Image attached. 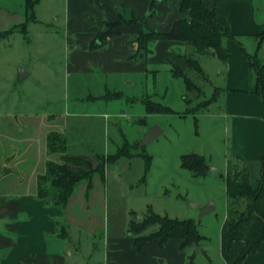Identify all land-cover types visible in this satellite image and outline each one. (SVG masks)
<instances>
[{"label": "rangeland", "instance_id": "rangeland-1", "mask_svg": "<svg viewBox=\"0 0 264 264\" xmlns=\"http://www.w3.org/2000/svg\"><path fill=\"white\" fill-rule=\"evenodd\" d=\"M35 12V20H29L25 0H0V170L9 160L6 166L24 174L20 190L28 193L44 174L47 161L61 162L60 154L48 153L50 132L64 134L68 153L84 156L94 151L114 156L128 142L125 151L131 159L120 157L108 163L104 179L95 174L89 200L87 181L82 182V197L77 190L69 215L76 228H82L79 264H114L116 253L129 259L127 248L119 245L130 241L131 222L140 221L148 208L159 216L192 220L205 237L186 253L179 254L173 246L161 255L152 249L157 264H232L220 253V228L227 217L224 164L232 159L230 121L221 112L224 91L215 90L222 79L212 74L204 82L177 68L201 87L195 97L186 93L182 78L170 73L169 57L155 44L146 60L129 59L127 50L114 46L91 57L84 55L82 40L80 45L72 41L68 22H82V16L74 13L69 0H40ZM240 42L247 53L256 54L258 39ZM257 55L264 61L263 46ZM82 58L91 72L73 70L74 60L82 62ZM195 58L208 67L206 57ZM21 70L28 74L22 81ZM109 91L123 97L92 99ZM205 102L211 103L205 107ZM150 103L148 114L144 104ZM152 126L162 133L138 147ZM185 155L204 157L205 175L195 177L183 169ZM208 203L215 210L199 219L200 209ZM154 231L156 227L145 234ZM109 240H118L117 246L112 243L111 248ZM186 254L193 256L192 263ZM247 264H264V252Z\"/></svg>", "mask_w": 264, "mask_h": 264}, {"label": "crops", "instance_id": "crops-1", "mask_svg": "<svg viewBox=\"0 0 264 264\" xmlns=\"http://www.w3.org/2000/svg\"><path fill=\"white\" fill-rule=\"evenodd\" d=\"M150 1L69 0L74 13L82 16V22L77 24L70 20L68 22V29L74 34L73 43L80 45L82 40L84 55H91V57L101 53L100 50L105 47L114 46L118 50H127L125 56L129 59L132 58L135 45H132L131 42L134 36L140 32L139 24L121 27L118 29L119 35L109 39L102 48L94 49L92 46L101 34L108 31V25L118 23L122 18L124 20L133 17L141 19L144 28L167 33L176 21L188 17L187 13L179 11L181 0H159L153 12L148 14ZM202 2L207 9L214 10L217 20L241 41L249 38L256 39L264 30L262 0H202ZM99 22H103V26L106 23L107 27L103 29V26L98 25ZM154 44L155 47L164 49L165 55L169 57L167 62L170 66V73L171 65L186 71L184 57L190 54L193 58L202 56L208 59L205 60L210 65L208 67L199 63L208 81L212 74L222 79V86L215 87V90L224 91V107L221 112L230 121L228 122L232 136L231 161H239L247 167L249 185L253 189L259 188L260 191L256 200V209L264 215V102L254 93L256 89L254 72L249 62L244 58L241 47L230 40L225 41L229 57L223 62L213 56L210 51L200 54L182 42L157 41ZM129 45H131L130 50L127 49ZM73 70L82 72V74L91 72V68L83 58L82 62L74 60ZM109 93L120 92L109 91L106 95L92 99H104ZM6 117L8 116L6 115ZM68 152L69 146L67 145V154L82 155V153ZM94 153L96 152L91 154ZM11 160L13 161V158ZM7 161L9 160L5 161V166L0 170V264H79L82 228L80 226L76 228V221L70 218L69 212L76 199L77 190L80 189L82 197V182L76 186L66 207L49 205L46 200L37 197L38 178L36 187L34 186L28 193H22L23 190L20 189L25 183L24 174L22 173V176L19 171L6 166ZM229 161L226 159L224 164V175H226ZM90 198L91 194L87 199ZM129 237V242L121 241L119 246L127 248V255H130V258L128 259L126 256L125 259H122V255L116 253L114 264H157L150 253L152 249L155 254L159 255L165 253L170 246L177 249L179 254L183 252L180 250L182 241L179 239L169 240L165 247H161L157 241H153L141 251H137L132 236ZM109 241L113 248L112 243L117 244L118 240ZM116 244L115 246H117ZM243 246L242 241L235 242L230 251L229 260L225 261H232L233 264ZM128 247L131 248V252L128 251ZM261 252H264V244L259 253L247 257L242 264L254 261ZM147 253H150V256L146 255ZM190 253L187 254L191 255ZM112 257V254H109L108 260ZM187 257L192 263L193 256ZM177 264H181V262H177Z\"/></svg>", "mask_w": 264, "mask_h": 264}, {"label": "trees", "instance_id": "trees-1", "mask_svg": "<svg viewBox=\"0 0 264 264\" xmlns=\"http://www.w3.org/2000/svg\"><path fill=\"white\" fill-rule=\"evenodd\" d=\"M27 18L35 20V8L40 0H25ZM180 13H187V18L176 21L171 30L167 33H159L148 30L142 26L141 19L131 18L121 20L118 23L108 25V31L101 34L92 48H102L109 39L119 35L118 29L123 26L139 24L140 32L132 39L131 44L135 45L132 58L146 60L152 53V44L157 41H177L188 45L197 53L204 54L211 52L219 60L225 62L229 57V50L225 41L241 47L244 58L249 62L256 82L255 94L264 102V61L259 59L257 52L264 47V30L259 34L256 54H249L240 42V38L232 35L216 18L214 10L207 9L202 0H181L179 5ZM186 72L194 73L204 82L207 77L203 72L198 60L190 55L184 57ZM174 77L183 79L186 93L195 97L200 96L201 87L182 74L177 67L171 68ZM191 95V96H192ZM122 94L109 93L105 100L120 99ZM184 100L188 103L190 99L185 95ZM152 103V102H151ZM150 103L144 104L146 113H151ZM211 102H205V107ZM159 107V105H157ZM160 108V107H159ZM163 109V108H162ZM169 111V109H165ZM130 145L125 143L122 149L114 156H106L98 153L90 156H74L67 154L65 137L58 132H51L47 135V148L50 155L60 154L61 162L47 161L44 174L38 176L37 197L46 200L47 204L66 207L72 198L76 186L84 181L88 182L86 196L89 197L93 190V177L100 174L105 178L106 166L108 163L128 157L125 149ZM140 145L138 144V147ZM146 161L150 158L143 154ZM181 167L191 172L195 177L205 175L208 171V164L202 156L185 155L181 157ZM227 195V217L221 228V254L224 260L230 258V251L235 242L242 241L243 248L240 250L233 264H242L249 256L260 252L264 244V215L256 209V200L259 196V188L253 189L249 185L248 169L239 161H229L226 175L224 176ZM244 214L243 217H240ZM156 227V231L145 234L150 228ZM130 236L134 240V247L141 251L148 243L157 241L161 247H165L169 240L179 239L182 241L180 250L189 247L199 246L204 237L199 233L192 220L179 221L166 216L155 214L150 208L147 209L140 221H132L129 227Z\"/></svg>", "mask_w": 264, "mask_h": 264}, {"label": "water", "instance_id": "water-1", "mask_svg": "<svg viewBox=\"0 0 264 264\" xmlns=\"http://www.w3.org/2000/svg\"><path fill=\"white\" fill-rule=\"evenodd\" d=\"M158 3H159V0H151L150 1L149 8H148V14H151L153 12V10L155 9V7L157 6ZM98 25L103 26V22H99ZM27 76H28L27 72H25L24 70H21L20 75H19L20 81H22ZM161 133H162V130H160L157 126L150 127L147 130V132L144 134V136L142 137L139 145L145 146L146 144L155 140ZM211 170L214 171L213 169H211ZM214 210H215V205L213 203H208V204L204 205L200 209L199 219L202 218L203 216L207 215L208 213L214 211ZM243 216H244V214H241L240 217H243ZM199 250L201 251L200 248H199Z\"/></svg>", "mask_w": 264, "mask_h": 264}]
</instances>
